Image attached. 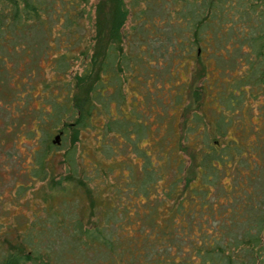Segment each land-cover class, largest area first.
Listing matches in <instances>:
<instances>
[{"label":"trees","instance_id":"1","mask_svg":"<svg viewBox=\"0 0 264 264\" xmlns=\"http://www.w3.org/2000/svg\"><path fill=\"white\" fill-rule=\"evenodd\" d=\"M170 1L0 0V264H264V0Z\"/></svg>","mask_w":264,"mask_h":264},{"label":"rangeland","instance_id":"2","mask_svg":"<svg viewBox=\"0 0 264 264\" xmlns=\"http://www.w3.org/2000/svg\"><path fill=\"white\" fill-rule=\"evenodd\" d=\"M95 1L96 0H89L88 3L91 4V6H92V4ZM124 1H126V0H124ZM166 6L167 7L163 8V13H165L168 10V8H170L172 13L174 14L170 0H169V3L166 2ZM180 9L181 8H179V12H180ZM181 11H182V9H181ZM184 13H186V8L184 11L180 12L179 15L181 17H183V16H185ZM130 22H131L130 16L128 15V16H126V18L123 22V29L128 28ZM12 56L13 55L8 56L10 61H11V59H15ZM81 68H82L81 61H79V58H77V59H74L73 63L71 64V66L69 68V71L70 72H79L81 70ZM13 73L18 78L25 76V72L23 71V69H21L19 71L13 70ZM49 74L50 73H49L48 65L41 63V68L36 73L34 72L33 77H34V80H37L41 75L47 76ZM37 85H38V83L36 84V86ZM37 90H38V87H36L34 92ZM5 93L6 92H2V94H5ZM2 94L0 93V96L3 97V98H0V123H1V121H5V120L9 121L10 119L13 118L11 115L15 114V109H13L14 106L9 107L7 101L5 100V99L11 97V93H8L6 96H4ZM35 96H37V95H33V97H35ZM4 100H5V102H4ZM35 102L36 101L32 100L33 104H35ZM4 104H5V106L3 107ZM88 134L89 133H87V135ZM52 137L53 136H51L50 139H52ZM0 140L2 141V143L0 142V170H1L0 171V192L3 191V194H4V196H2V200H1L4 203H2V206L0 205V212H1L2 209L5 210L6 208L9 207V204L6 200H10L12 198L11 195L14 191L12 189L13 187L9 189L8 186L14 182H17V181H23L25 183H27L29 181V179L26 178L25 175H23V173H22L23 169H21V168H23V166L26 165L27 159H29L28 158L29 148L32 146V144L34 143L35 140H32L31 137L23 138L21 135H18V137L14 141L17 148H14L11 145L10 139H7L6 137L4 139L1 131H0ZM89 140H91V138L88 139V137L86 138V142H85V140H83V142L85 144L83 151L88 152L91 150V148L89 147V143H90ZM78 147H80V146H78ZM75 151L77 152V150H75ZM94 154H95L94 156H97V157L103 159L104 155L102 154V152H100V151L94 152ZM84 158H88V157H84ZM58 159H59V157L57 158L56 164L59 162ZM103 160H105V157ZM19 163H21V164H19ZM1 164H3V166H1ZM13 210L15 212H17L19 210H22L24 212H28V209H25L24 207H22L21 209L15 208Z\"/></svg>","mask_w":264,"mask_h":264},{"label":"water","instance_id":"3","mask_svg":"<svg viewBox=\"0 0 264 264\" xmlns=\"http://www.w3.org/2000/svg\"><path fill=\"white\" fill-rule=\"evenodd\" d=\"M58 137H59V134L58 133H55L54 135H53V137H52V142H55V143H57L58 142Z\"/></svg>","mask_w":264,"mask_h":264}]
</instances>
